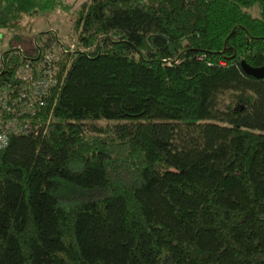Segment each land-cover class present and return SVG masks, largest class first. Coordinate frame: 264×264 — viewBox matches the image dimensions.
Here are the masks:
<instances>
[{"label":"trees","instance_id":"trees-1","mask_svg":"<svg viewBox=\"0 0 264 264\" xmlns=\"http://www.w3.org/2000/svg\"><path fill=\"white\" fill-rule=\"evenodd\" d=\"M60 4L0 0V44ZM72 26L43 128L0 150V264H264V77L241 67L264 0H87ZM29 56L4 50L0 84Z\"/></svg>","mask_w":264,"mask_h":264},{"label":"built area","instance_id":"built-area-1","mask_svg":"<svg viewBox=\"0 0 264 264\" xmlns=\"http://www.w3.org/2000/svg\"><path fill=\"white\" fill-rule=\"evenodd\" d=\"M74 48V43L68 47L63 42L52 43L43 53H33L21 63L15 70L14 80L0 84V150L8 145L11 136L36 135L43 128L39 113L46 106L51 89L59 85L56 65L60 53Z\"/></svg>","mask_w":264,"mask_h":264},{"label":"rangeland","instance_id":"rangeland-1","mask_svg":"<svg viewBox=\"0 0 264 264\" xmlns=\"http://www.w3.org/2000/svg\"><path fill=\"white\" fill-rule=\"evenodd\" d=\"M87 0H61V4L55 8H43L38 13L27 16L21 21V27L6 33L0 44V54L9 47L23 50L32 55L34 53V40L39 32L54 30L61 42L65 44L75 43L72 22L74 13L81 3ZM255 13V12H254ZM18 38H11L13 35ZM11 38V39H10ZM103 124V122H101Z\"/></svg>","mask_w":264,"mask_h":264},{"label":"water","instance_id":"water-1","mask_svg":"<svg viewBox=\"0 0 264 264\" xmlns=\"http://www.w3.org/2000/svg\"><path fill=\"white\" fill-rule=\"evenodd\" d=\"M241 67L243 71L256 78H263L264 77V65L260 67H253L247 64L244 60L241 61Z\"/></svg>","mask_w":264,"mask_h":264}]
</instances>
